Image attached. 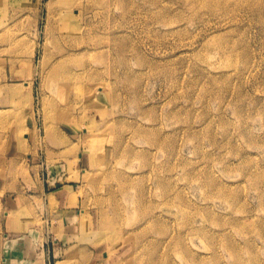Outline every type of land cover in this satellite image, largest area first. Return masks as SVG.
<instances>
[{
  "label": "rangeland",
  "instance_id": "rangeland-1",
  "mask_svg": "<svg viewBox=\"0 0 264 264\" xmlns=\"http://www.w3.org/2000/svg\"><path fill=\"white\" fill-rule=\"evenodd\" d=\"M216 1L0 0V264L8 209L35 264H264V0Z\"/></svg>",
  "mask_w": 264,
  "mask_h": 264
},
{
  "label": "crops",
  "instance_id": "crops-1",
  "mask_svg": "<svg viewBox=\"0 0 264 264\" xmlns=\"http://www.w3.org/2000/svg\"><path fill=\"white\" fill-rule=\"evenodd\" d=\"M78 157L82 158V155ZM56 187L53 191H49L46 194L48 198H50L51 202L55 205L56 212L60 215V224H59V239H63L65 242H68L67 245L63 248L62 252L68 254L67 260L70 261L72 252L75 250H80V244L78 245L73 238H77L79 235V231H83L84 228L80 222V210L73 209L75 199L73 198L72 184H64V183H56ZM10 211V215L3 214V219L6 225L8 226L10 222L13 220L16 222L14 227H16V232L14 236L10 231L4 234L5 238H7L10 234V239L5 241L4 244V255L2 257V264H35V259L30 258L27 250V245L25 242V233L23 230L25 228L24 222L22 219L25 217L23 212L18 211L16 217L15 211L17 209H8ZM7 211V210H5ZM4 212V211H3ZM17 218V219H16ZM75 222V223H74ZM26 229V228H25ZM11 230V229H10ZM72 234V236H71ZM82 244V243H81ZM94 253L92 252V260H90V264H107L106 261L109 257L107 252H104L103 258L101 259L102 252H98V248L94 247ZM107 253V254H105ZM98 254L100 255V260L98 258ZM75 260L76 258H72ZM78 260V258H77Z\"/></svg>",
  "mask_w": 264,
  "mask_h": 264
},
{
  "label": "bare ground",
  "instance_id": "bare-ground-1",
  "mask_svg": "<svg viewBox=\"0 0 264 264\" xmlns=\"http://www.w3.org/2000/svg\"><path fill=\"white\" fill-rule=\"evenodd\" d=\"M195 1H197V0H195ZM216 0H214V2H215ZM217 2V1H216ZM209 8V7H208ZM71 23V22H70ZM70 24H65L64 26H63V29L65 28V29H67L66 27H68ZM75 40H77V39H75ZM223 49V48H222ZM224 51H225V49H224ZM223 52V51H222ZM227 53V55H229L228 53L229 52H226ZM225 53V54H226ZM223 54V53H222ZM224 55V54H223ZM230 55H232V54H230ZM63 56H61L60 58H62ZM61 59H59V60H57L56 62H59ZM55 62V63H56ZM66 63V62H65ZM61 64H59V63H57V64H55L54 66H53V68L51 69V79L54 81V82H56V83H59L61 80H59L58 78H60V77H65L62 73H61ZM62 75V76H61ZM66 78V77H65ZM59 88V87H58ZM101 89V88H100ZM59 93H63V91H62V88L60 87V91H59ZM53 105H52V108H53V113H55V114H57V115H59V116H61V115H63L62 113H58V108L57 107H55V105H54V101H52L51 102ZM52 108H51V110H52ZM54 109L56 110V111H54Z\"/></svg>",
  "mask_w": 264,
  "mask_h": 264
}]
</instances>
